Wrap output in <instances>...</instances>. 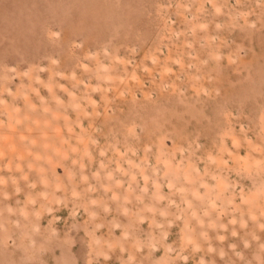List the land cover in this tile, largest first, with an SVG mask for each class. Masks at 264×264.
<instances>
[{
  "label": "rangeland",
  "instance_id": "rangeland-1",
  "mask_svg": "<svg viewBox=\"0 0 264 264\" xmlns=\"http://www.w3.org/2000/svg\"><path fill=\"white\" fill-rule=\"evenodd\" d=\"M0 264H264V0H0Z\"/></svg>",
  "mask_w": 264,
  "mask_h": 264
}]
</instances>
